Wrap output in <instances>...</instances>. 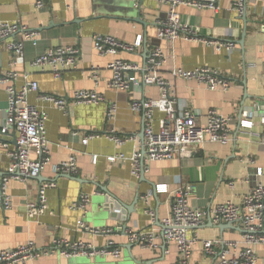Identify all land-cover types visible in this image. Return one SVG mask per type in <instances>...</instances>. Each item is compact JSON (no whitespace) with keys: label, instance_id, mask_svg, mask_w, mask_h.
<instances>
[{"label":"crops","instance_id":"0c3cea01","mask_svg":"<svg viewBox=\"0 0 264 264\" xmlns=\"http://www.w3.org/2000/svg\"><path fill=\"white\" fill-rule=\"evenodd\" d=\"M42 1L44 9L37 10L36 0H0V20L20 23L40 34L37 46L30 43L24 45V60L16 66V70L19 74H29L30 80L35 81L43 93L70 98L76 91L90 90L101 94L105 102L99 105L70 104L69 112L63 113L52 105L38 103L35 94L29 95V102L48 116L46 136L52 163L65 160L72 154L76 158L77 173L70 178L55 176L51 167H47L35 180L26 183L11 181L8 193L12 206L9 210H0V249H13L27 241H33L39 249H46L56 238L69 242L82 241L96 248L112 241L122 250L119 260L100 256L69 259L52 256L27 264H129L130 260H134L135 264L175 263L178 255L174 246H166L161 241L156 250L130 245L126 232L158 229L169 215L173 192L180 187L189 188L188 196L193 205L209 210L229 200L238 203L255 184H264V148L261 146L264 142V0H246V24L233 9L239 0H217L216 12L190 6L177 8L183 25L200 36L234 46H225L219 51L183 39L173 43L158 41L155 23L164 20L167 13L160 0H135L136 3L131 0ZM94 36H111L127 44H134L140 36L141 45L131 53L101 55L93 48ZM16 39H19L18 36ZM156 45L165 52L160 75L172 87L176 105L190 111L196 125H205L210 110L225 117H234L236 122L232 126L230 143H205L189 148L182 157L146 164L144 177L139 179L132 175L130 160L109 163L107 157L122 153L129 159L134 151L142 148L140 135L144 123L140 115L131 112L129 105L132 101L158 99L159 90L154 85H143L141 82L127 93L111 90L108 86L111 79L108 65L117 58L143 63L145 51L148 55ZM57 46H73L79 51L75 69L64 71L57 79L50 71L38 72L31 68L30 63L36 57ZM12 59V53L1 42L0 74L8 70ZM196 67L218 70L231 83L230 87L227 90H210L202 83L172 76L175 69L188 71ZM257 101L259 110H254L253 118H246L242 106L244 109L254 107ZM112 102L117 104V114L113 121L107 122V105ZM6 108L7 95L0 87V135ZM240 115L244 122L242 126H238L237 122ZM162 118V113H154L155 131ZM247 123H251V127L243 128ZM73 133L77 135L73 136ZM89 133H112L133 139L120 148L104 136L83 145L81 141ZM4 140L14 146L13 137ZM93 156H96L95 163L92 162ZM8 167L9 159L0 149V178L6 174ZM257 169L263 172L260 178L255 176ZM231 181L236 183L233 188L228 186ZM49 182H54L56 187L48 189L45 194L48 212L31 221L25 204L37 199L39 186ZM151 185L156 187L155 192ZM163 186L165 189L161 190ZM80 194L89 196L83 218L78 211L70 208ZM136 194L141 198L127 221L110 217L115 211L123 212L117 208L114 199L128 206L133 203ZM146 210L154 213V222H151ZM79 219L93 229H111L112 232L91 235L78 229ZM226 224L213 225L208 217L205 219L197 229L199 242L193 248L189 264H215L213 258L204 255L201 241L240 240L239 227L232 224L231 228H223L222 225ZM255 250L256 264H264V246Z\"/></svg>","mask_w":264,"mask_h":264},{"label":"built area","instance_id":"2783aa9c","mask_svg":"<svg viewBox=\"0 0 264 264\" xmlns=\"http://www.w3.org/2000/svg\"><path fill=\"white\" fill-rule=\"evenodd\" d=\"M14 1V0H13ZM134 1L135 0H131ZM217 0H160L167 8L164 20L155 23L156 37L159 41L173 43L176 40L196 42L199 45L210 47L219 51L222 47L233 48L232 44H222L215 39L198 35L193 29L185 26L180 21L177 8L190 6L196 9H210L218 11ZM136 3V2H135ZM246 0H239L233 9L241 16ZM44 2L36 0L35 8L44 9ZM18 36L19 39H16ZM40 41L38 31L29 30L20 23H11L0 20V43H5L6 49L12 53L13 59L4 74H0V87L7 95V108L4 125L0 135V149L9 159L6 174L0 178V210H9L12 200L8 193L11 181L28 182L39 177L47 168L55 176H74L77 173L76 158L70 155L67 159L52 163L49 151V142L46 136V112L38 109L29 102V95L35 94L38 103L52 105L63 113L69 112V105H99L105 102L104 97L96 91L80 90L74 92L70 98L43 93L38 84L30 80L29 74H19L16 66L23 63L24 45L30 43L37 46ZM93 48L101 55H117L120 52H133L141 45L138 36L134 44L118 41L111 36H94ZM79 51L73 46H57L50 48L36 57L31 63V68L38 72L50 71L59 79L64 71L75 69ZM165 63V52L159 46H154L148 52L143 63L127 62L115 59L109 65L111 79L109 88L116 92L127 93L139 82L144 85H154L159 90L158 99L132 101L129 108L132 113L141 116L143 129L142 148L134 151L127 159L122 153L107 157L109 163L130 160L132 175L139 177L141 169L146 171L145 165L152 162L170 161L176 157L184 156L189 148L199 147L205 143L226 145L232 140V126L236 119L230 116L219 115L215 110H210L206 116L204 126L195 123L194 116L184 106H177L173 98L174 93L170 84L160 75V70ZM262 64L264 65V49L262 51ZM172 76L184 80H192L204 84L210 90H227L231 83L223 78L218 70L209 67H196L192 70L175 69ZM20 82V85L17 83ZM162 113L163 118L158 123V129H153L154 113ZM117 114V104L108 103L106 121L111 122ZM242 122L240 126H242ZM244 124V122H243ZM251 127L247 123L243 128ZM77 133H73L76 136ZM101 136L112 141L117 148L133 138H121L112 133H89L82 139V144ZM5 137V138H4ZM13 137L14 146H10L4 139ZM264 148V142H261ZM142 150L144 153L142 154ZM143 160V167L141 162ZM96 162V156L92 157ZM255 176H263L261 169H257ZM229 182V188L235 186ZM54 182L44 183L39 186L37 199L25 204L27 217L34 221L48 212L46 191L55 188ZM161 190L165 189L160 188ZM188 187H180L172 194L168 217L161 226L148 231L129 230L126 232L129 244H137L143 248L156 250L158 242L166 246H174L178 259L173 264H189L194 246L199 242L197 229L203 225L205 219H211L213 225L231 223L239 227L241 237L239 241H224L213 239L201 241L203 253L206 257L213 258L215 264H256V247L264 246V184L257 183L238 203L226 201L215 205L209 210H202L193 205L188 196ZM147 203V197L144 198ZM89 203L87 194H80L71 205V209L78 211L81 218L86 213ZM151 222L155 215L151 210H146ZM79 230L91 235H106L111 229H93L86 225L82 219L77 221ZM218 248V250H216ZM59 256L64 259L97 256L119 260L122 250L114 246L112 241L104 247L96 248L82 241L69 242L66 239L56 238L46 249H39L33 241L19 245L13 249H0V264H27L42 257Z\"/></svg>","mask_w":264,"mask_h":264},{"label":"water","instance_id":"95a60500","mask_svg":"<svg viewBox=\"0 0 264 264\" xmlns=\"http://www.w3.org/2000/svg\"><path fill=\"white\" fill-rule=\"evenodd\" d=\"M245 15H246V13H245V8H244V10H243V14L241 15V17L243 18V22H245V24H246V23H247V20H246V16H245ZM243 36H245V33L243 34ZM158 41H159V40H158ZM156 46H157V45H156ZM146 57H147V50L145 51L144 61H145ZM142 84H143V83H142ZM142 84H141V86H142ZM143 85H144V84H143ZM255 106H256L257 109H255ZM258 106H259L258 101L254 103V107H248V108L244 109L243 106H242V112H245V113L247 114V115H246V118H253L252 115L254 114V110H259ZM242 112H241V113H242ZM261 117H262V116H261ZM241 121H242V120H241V115H240V116L237 118L238 126H240ZM3 125H4V122H3ZM3 125H2V127H3ZM2 127H1V128H2ZM143 129H144V125H143L142 131H141V135H140V139L142 140V142H143ZM143 153H144V150H142V154H143ZM141 167H143V160H142V162H141ZM144 173H145V172H144V170H143V168H142V169H141V172H140V175H139V179L144 177ZM66 177L70 178V176H66ZM37 178H38V177L34 178V180L37 179ZM151 188H152V191L155 192V188H156V187H154V185H151ZM103 191L106 192L105 190H103ZM140 198H141V197H139V194H136V196H135V198H134V200H133V203L130 204V205H128V206H126V205H124L123 203H121V202H119V201H117V200L114 199V201L116 202L115 204H116L117 208L122 209L123 212L120 213V212L115 211L114 213H111V214H110V217H111L112 219H117V220L122 221V222L127 221V220L130 218V215H131L132 213H134L135 205L140 201ZM102 208H103L104 211L107 212V210L104 209V207H102ZM208 221H209L210 224H212L210 218H208ZM222 227H223V228H229V227L231 228V227H232V224H231V223H228V224H226V225H222ZM123 229L126 230V227L124 226ZM130 245H132V244H130ZM78 263H82V262H78ZM84 263H86V262H84ZM135 263H136V262H135L134 260H130V262H129V264H135Z\"/></svg>","mask_w":264,"mask_h":264}]
</instances>
